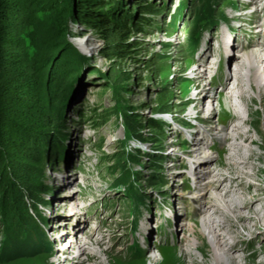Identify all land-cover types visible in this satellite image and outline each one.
Instances as JSON below:
<instances>
[{"label": "rangeland", "instance_id": "rangeland-1", "mask_svg": "<svg viewBox=\"0 0 264 264\" xmlns=\"http://www.w3.org/2000/svg\"><path fill=\"white\" fill-rule=\"evenodd\" d=\"M59 1L60 3L58 0H0L1 18L7 19L9 27H16L17 30L21 28L20 34L8 30V35L13 37L15 44L9 46L0 41V49H8L9 55L14 56H7L11 60L0 65V172L5 163L13 173H9L11 177L18 180L21 187L25 183L34 185L39 191L41 200L35 203V210L44 217L47 216V209L51 210L53 214L48 216L50 223H41V226L48 231L50 237L55 236L54 240L57 242L50 253L33 252L25 245L15 249L8 248L3 254L0 253V264H53V259H63L62 253L67 254L70 259L77 254V250L68 248V240L72 244L77 241V248L83 237L100 233L108 241L93 250L100 252L104 249L107 252L101 257L105 264H110L105 259L108 255L112 264H191L192 259L183 255L187 251L196 255V260L200 262L203 256L195 249L196 240L192 230L201 227L202 213L195 207L200 206L201 209L205 202L211 208L216 207L209 196L216 192L217 184L213 181H219L221 176L225 177L222 187L227 186L231 191L229 200L236 203L234 210L236 215H240V222L251 218L253 214H250V209L254 204L257 209L262 207L264 219V161L258 159L259 155L264 156V121L258 114L252 117L247 112L245 103L256 96V91L246 89L248 83L245 80L240 83L243 92H237L241 97L236 94L239 88L236 70L244 59L240 56L248 51L263 50L261 55L264 53V0H238L234 9L225 6L227 0H220L218 5L211 4L213 12L210 9V14L218 17L226 13V21L215 26L211 32L203 33V30L204 41L201 42L194 61L190 59L187 41L192 27L190 20L199 6L198 0H186L187 6L179 17L180 22L173 28L170 18L178 7L179 0H148L154 4L153 12L146 11V0H127L128 3L122 1L120 4L121 0H114L116 6L124 2V9L133 19V32L123 40L114 32L115 29L108 36H103L85 21H72L69 17L71 7L67 4L70 0ZM87 6L81 7L83 16L91 11ZM63 7L65 12L62 21H57L55 9ZM98 9L97 7L96 10ZM29 11L35 12V25L26 20L28 15L23 17ZM235 19L240 20L241 24L233 42L238 49L237 52L228 51L225 55L222 44L217 40L226 33L227 27H235ZM3 26L2 29H5ZM32 34L36 35L41 50L47 52L39 59H50L41 73L34 70V52L40 48L30 45ZM20 39L29 44L25 59L24 52L17 48ZM69 49L73 51L70 53L75 57L74 61L78 63L81 58L84 59L80 72L75 75L73 60L72 64H68L63 63L61 58L64 53L70 55L67 51ZM1 56L0 53V59ZM224 57L234 60L227 64ZM215 61H218L217 68L216 64H211ZM201 69H205L208 75H214L211 89L209 84L204 85L208 81V75L206 79L198 78ZM228 73L233 76L227 80ZM60 84L66 92L71 90L63 109L64 118L61 126L47 124L42 120L49 119L47 116L54 118L57 105L54 104L53 96ZM228 87L229 91L231 87V93L233 88L237 99L233 100L234 103L221 99L220 95L225 89L228 91ZM210 101L213 102L211 106ZM163 102L170 107L171 112H159ZM234 104L245 120L241 131H247V137H255L258 143L250 145L246 136L241 137L239 142L243 144V158L250 153L248 151L255 154L251 160L253 164H240L241 171L237 174L225 169L230 153L225 136L231 135L230 128L234 124H242V120L235 119H231V124H228L230 117L233 118L231 108ZM256 108L252 104L254 111ZM207 111L210 114L205 121L201 118ZM31 120L38 124L37 127H28ZM150 120H155L158 125L165 122L166 127L164 130L152 128ZM186 120H189L188 123ZM195 121L202 122L206 131L198 134L196 131L200 129L193 124ZM172 124L177 127L181 124L183 129L194 125V130H191L195 131L194 141L203 137L201 151L207 152L206 147L211 143L219 150L216 153L208 151L210 156L206 161L211 165H208L206 171L213 176L217 171L224 170L219 172V176H214L216 178L213 177V181L210 178H196L197 184H201L195 191V186L192 187L191 182L185 181L192 159L190 151L194 150L185 139L190 136V131L187 129L178 132L179 128L175 129ZM35 134L43 137L39 139V144L34 139ZM19 135L23 136L22 139ZM132 136L137 138V149L131 148L129 144L133 140ZM53 140L63 149L53 152L48 144ZM46 144L49 145V150ZM123 146L124 149L130 146V149L135 150L129 166L134 174L136 189L147 196V207L143 206L132 212L134 220L138 221L134 233L130 230L132 218L130 204L126 200L127 190L124 193L121 187L117 188L121 168L115 154ZM37 149L47 154L46 161H43V152L37 162L31 157ZM174 166L176 169L181 168L179 172L173 169ZM259 170L261 174L257 177L255 175ZM63 173L72 178L63 180ZM60 179L65 184L63 187L59 185ZM179 179L184 182H178ZM242 179L243 184H247L245 188L240 185ZM203 188H207L205 196L200 199L191 196L193 193L200 196ZM237 188L243 189L237 192ZM184 192L187 193L182 195ZM157 206H160L163 217L164 213L171 215L174 206L177 209L183 208L180 211L184 212L182 217L173 212L175 219L183 223L179 224L175 220L176 224L166 220L167 226L161 235L167 246L158 249L155 241L150 240L148 251L147 247L142 246L145 258H133L124 249L136 240L139 244L142 243L141 235L147 234L150 239L153 238L151 236L155 233L154 215ZM29 207L30 213H33L31 207L33 210L34 207ZM71 207L73 212L66 214ZM218 209L221 214L218 212L217 216L226 225L223 233H228L229 241H235L237 245L232 253L238 255L239 262H264V225H259L263 223L253 219L249 221L254 227L250 224L245 229L233 227L230 226L232 220L224 214L227 211L226 204L217 206ZM73 214L76 217H72ZM208 216L207 214L203 218ZM60 218L69 222L64 223ZM70 229L71 232H68ZM1 231L0 225V242ZM54 233L56 234L52 235ZM74 236L77 239L73 242L71 238ZM64 242L66 247L63 246ZM162 249H167L164 251L167 252L164 253L166 261L161 259ZM86 257V254L81 253L79 262Z\"/></svg>", "mask_w": 264, "mask_h": 264}, {"label": "trees", "instance_id": "trees-1", "mask_svg": "<svg viewBox=\"0 0 264 264\" xmlns=\"http://www.w3.org/2000/svg\"><path fill=\"white\" fill-rule=\"evenodd\" d=\"M124 1L125 3H128L127 0H121L120 2ZM127 1V2H126ZM229 1V0H227ZM60 3V1L58 0ZM122 3L121 5H117L114 3V0H70L68 2V7H71V10L69 11V17L72 21H82L87 22L90 25L94 26L99 33H101L103 36H108L112 30L115 29V33L119 34V37L121 40L127 38L128 34L133 32L131 29L134 26L133 19L130 17V13H127V11L124 9L125 3ZM146 2V11L153 12L154 11V4L150 3L148 0ZM178 7L175 8V11L173 12V16L170 18L171 20V26L172 28L176 26V23L179 21V17L181 16L183 10L187 6L186 0H179L178 1ZM199 6L194 10L193 16L190 20V23H192V27L190 28V35L187 41V49L189 50L190 59L192 61V56L194 52V48L197 45L199 36L201 32L210 25H213L217 22L223 15H219L218 17H215L214 15L210 14V9H212L210 6L211 4L218 5L220 3V0H198ZM90 4L91 6H87ZM77 5V6H76ZM87 6V9H90L87 14H84L83 16L81 7ZM96 6V7H95ZM97 7L99 8L98 10ZM56 19L57 21L61 19L64 16L65 9L64 7L56 8ZM213 12V9L211 10ZM27 15L29 17H27ZM27 17L26 20L31 21V24L35 25V12L29 11L28 13H24L23 17ZM7 19H2L0 15V41L4 43V45H13L15 44V41L12 36L8 35V30L16 31L18 34L21 32L20 30H17L16 27H9L7 24ZM203 22V23H202ZM2 25L5 29H2ZM57 27V26H56ZM19 28V27H18ZM135 31V30H134ZM141 32V30L139 31ZM37 37L35 34H32L30 45L32 47H39L38 51L34 52V65L35 69L38 73L43 70L44 66H47L49 64V58L47 60L45 59H39L40 56L44 57L46 55V51L41 50V46L37 44L36 41ZM18 42H20L17 45V48H19L21 51L24 52L23 58L25 59V51L28 48V43L26 40L20 39ZM64 48V47H63ZM67 49V48H65ZM68 53L73 52L71 49L67 50ZM121 51H124L123 49ZM127 51V50H126ZM0 53L2 54L0 59V65L3 63H7L9 59L7 56L14 57L13 55H9L10 51L8 49L2 48L0 49ZM18 56V55H17ZM29 56V54H28ZM33 56V55H32ZM30 58V57H29ZM63 63L72 64L71 61L73 60L75 64V70L73 71V75L78 74L80 72V69L82 67L83 58H81L80 61H74L75 57L73 55L69 54H63L61 56ZM52 62V61H51ZM33 63V61H32ZM32 63L30 64L32 66ZM75 78V77H74ZM2 84V83H0ZM56 93L53 96L54 104L57 105L55 108V114L54 118L49 117V119L42 120L43 122H46L47 124H53L61 126V121L64 118L63 115V109L66 105V102L69 97V91L66 92V90L62 89L61 84L56 87ZM41 101L42 100V97ZM47 98V102L48 97ZM40 101V100H38ZM166 102V101H165ZM163 102L160 107V113H167L171 112L170 107ZM3 118V117H2ZM34 119V118H33ZM28 127L35 128L38 124L36 122L33 123V120L28 122ZM149 125L153 128H157L158 130H164L166 127V123L162 122L160 125H158V122L155 120H150ZM93 126H96L93 125ZM1 129V127H0ZM10 130H13L10 128ZM39 134V132H37ZM22 135H19V138L22 139ZM43 138L42 136L34 135L36 143H38L39 139ZM137 139L136 137H133ZM50 140V139H49ZM22 141V140H21ZM52 143V144H51ZM51 145L53 152H59V150H62L63 148L60 147L58 143H56V140L50 141L48 143ZM49 145L46 144L47 150ZM120 151H117L115 154V159L120 163V170L119 175L117 178V182L119 185L118 187H121L123 189V192L127 190L126 200L128 201V204H130L131 211H136L140 209L142 206L146 204V194L136 189L134 185V174L131 173L132 169H130L129 163L132 159L133 149L130 150H123L124 146L120 148ZM123 151V152H122ZM43 152V150L40 152V150H35L31 157L34 158V160L37 162L40 160V154ZM64 153V151H63ZM43 154V155H42ZM41 155L43 156V161H46L47 157L45 152H43ZM153 158V157H152ZM8 166H5V163H3L1 167L0 172V225L2 226V235L3 239L1 241V249L0 253H4L9 248H17L18 246H26L30 248L33 252H51V245L46 239V235L44 233V230L41 226V223H43V217L41 213L38 210H35L36 204L40 202L41 198L38 195V192L34 185L29 184H23L24 186L21 187L18 180L15 178H12L9 173H12L10 170L7 169ZM11 167V166H10ZM13 175V173H12ZM133 178V179H131ZM42 189V188H41ZM123 194V193H122ZM24 197V199H23ZM39 201V202H37ZM31 202V203H29ZM43 204L45 201H42ZM36 203V204H35ZM32 205L34 207H31L33 213H30L29 206ZM136 220H134L133 228H135ZM17 243V245H16ZM164 247V246H163ZM142 259V258H140Z\"/></svg>", "mask_w": 264, "mask_h": 264}, {"label": "bare ground", "instance_id": "bare-ground-1", "mask_svg": "<svg viewBox=\"0 0 264 264\" xmlns=\"http://www.w3.org/2000/svg\"><path fill=\"white\" fill-rule=\"evenodd\" d=\"M230 43H231V41H230ZM236 47L237 46H234L231 49L229 48L228 51L234 52L237 50ZM228 51H225L226 54ZM262 51L261 52L248 51V52H245L242 55V57L240 56V58H244V59L242 60L243 63L238 67V70H236L237 75H239L237 78V82H238L237 87L239 86V88L237 89L236 94H237V92H239V93L241 91L243 92V89L240 88V85H241L240 83L243 80H245L248 83V84H246V85H248V87L246 89H248V90L252 89V90L256 91V96L245 103V105L247 106V112L252 117H254L258 114L260 116V118L262 117L261 119H263V121H264V53H263V55H261ZM235 55H237V54H235ZM233 60H234V58L229 57L227 59V64L229 62L231 63V61H233ZM227 69H229V66ZM227 69H226V72H227ZM201 71H200L201 73L198 76V78H200V80H201V78L203 79L208 75V73L205 69H201ZM259 71H261V72H259ZM231 75L233 76L232 73H228V77H226L227 80L231 78ZM249 81H250V84H249ZM211 82H212V80L208 81L210 89L212 88ZM204 83H205L204 85L207 84L206 82H204ZM234 93H235V91H234ZM239 93L237 94V96L241 97V95H239ZM209 95H210V93H209ZM220 96H221L222 100L223 99L228 100V101L233 102V103H234L233 100L236 99V97L233 94V88H232V93H231V87H230V91H229V87H228V91H227V89H225L224 92H222V94ZM212 104H213V102L210 101L209 105L211 106ZM252 104H255L257 107L255 111L252 109ZM236 107H237V105L234 104L231 108L233 110V113H232L233 118L230 117L228 124L231 122V119H235L237 121L242 120V124L241 125L234 124V127L230 128V130H232L231 135L228 137L225 136V139H224V140H226L227 148H228V151L230 152V153L228 152L229 153L228 154V160L226 162V165L225 164L224 165H225V169L229 170L232 174H237L241 171L240 166H239L240 164H243V165H247V164L252 165L253 164L251 160L253 159V155L255 153H253L252 151H248L250 153L245 158H243V151H242L243 144L241 142H239L241 137L246 136V140L249 139L250 145L251 144L252 145L258 144L255 137L248 138L246 135L247 131H245V132L241 131L242 127L244 126L245 120H243V118H242L243 116L240 115L241 112L236 110ZM211 111H213V108L211 109ZM250 125H252V123ZM196 132H198V131H196ZM202 139H203V137H199L195 142L196 145L193 146V148H192L194 150L190 151L189 156L193 159V161H198V159H199V161H202V160L204 161V160H207V158L210 156L208 151L207 152L201 151L202 150L201 147L204 145L202 142ZM261 145H263V144H261ZM139 146H140V144H139ZM199 151H201V152L197 153ZM237 157H240V158H237ZM258 159L264 161V156L259 155ZM211 162H213V159L211 160ZM208 165H209V167L211 165L208 163V161L202 163L201 165H198L199 171L196 172V178L197 179L198 178H200V179L204 178V180H207V179L209 180V178L212 179L214 176H219V172L221 170H224V169H221L220 171H217L215 175L212 176V175H210V173L208 171H206L207 170L206 168L208 167ZM173 169H175V171H178V172L180 170V169H176L175 167H173ZM259 174H261V170H259L255 176L258 177ZM62 176H63L62 177L63 180L65 178H69V179L72 178L71 175H68V174H66V175L63 174ZM214 178H216V177H214ZM224 178L225 177L221 176L219 178V181H217V180L213 181V179H212L213 183L217 184V188H216L215 193L212 192L210 194L209 199L212 200L214 206H216V207L211 208V206H208L206 202L203 205H201L202 206L201 209H200V206L195 207L196 210H201V212H199V213H202L201 217H200L201 218L200 222L202 225L200 228L198 227L192 231H194L193 236L195 237V240H196L195 249L201 254V256H203V260L200 262L197 261L195 258L196 255L191 253V251H187L183 255L192 259V261L190 262L191 264H242L239 262V259L237 257L238 255L236 253H232L237 248L235 241H229L230 240V236L228 237L229 234L223 233V231L226 229V227H225L226 225H225V223H222L223 220H221L217 216L218 212H220V214H221V211H219V209L217 210V206H219V205L221 206L223 204H226L227 211L224 214L226 215L227 218H229V220H232V225H230V226L241 227L242 229H245L248 227L247 225L250 224L251 223L250 221L253 219L258 220V221L263 223V224L260 223L259 225H264V219L262 217L263 209H261L262 207L260 209H257L255 204L252 205V208L250 209V211H251L250 214L251 213L253 214V215H251V218H247V219L244 218L245 221L240 222V220H241V218L239 217L240 215H236L235 214L236 210H234V207H236V205H235L236 203H234L233 200H229V198H230L229 193H231V191L227 188V186L222 187ZM61 179L59 180V185L61 184V186L63 187L65 184L62 183ZM179 181L184 182L181 179H179L178 182ZM220 181H222V182L220 183ZM197 182H198V180H196V186L194 188V191H195V189L200 187L201 183L197 184ZM240 185H242L243 188L247 187V184L246 185H245V183L243 184V179H242V182H240ZM207 188H209V183L207 184ZM207 188H203V191L200 193V196H198L199 194H197V193H195V194L193 193L191 196H193L194 198L200 199L203 197V195L205 196ZM243 188H237L236 191L239 192V190H241ZM186 193L187 192H184V193H182V195H184ZM191 196H188V197H191ZM252 198H253V195H252ZM255 198L256 197L254 196V200H255ZM194 203H196V201H194ZM182 205H183V203H182ZM173 209H174V212H176V215H178L180 217L183 216L184 212L183 213L180 212V211H183V208L177 209V207L174 206ZM73 210L74 209L71 207L69 209V211H66V214L72 213ZM207 214L209 215L208 218H206V219L203 218ZM61 219L64 223L69 222V220L60 218V220ZM175 220L179 224L183 223L181 221H178L177 219H175ZM177 222H176V224H177ZM250 226L254 227L255 225L252 223V224H250ZM70 228H73V227L70 225ZM255 229H257V227ZM71 230L72 229H70V231H68V232H71ZM68 232H65V233H68ZM55 234L56 233H54V235ZM104 237L105 236H102L101 233L98 235H93L92 237H83L82 240L79 241L80 244L77 248L75 246V243H77V241L74 244L70 243L68 248L72 247L73 249H76L77 254H75L73 257H71L69 259L67 254L65 255V253H62V255L64 256L63 259H56L55 258L52 260L51 263H53V264H74L75 262H77V264H105L101 260V257H102L103 253L105 255L107 252L104 249H102L100 252H98L97 250L96 251L93 250L95 247H102V244L108 241V239H106V237L105 238ZM75 238H76L75 236H74V238H71V239H73V242L77 239V238L76 239ZM66 240H67V237H65L64 241L66 242ZM68 242H69V240H68ZM66 246L67 245L64 244V247H66ZM184 246H185V244H184ZM181 249L183 250V248H181ZM165 250H167V249H162L160 251V256H161L162 261H166V257H165L166 254H164V253H167V252H164ZM183 252H184V250H183ZM81 253L86 254L87 257L83 260H80V262H79ZM105 259L107 260L108 263L112 264L111 263L112 259L110 258L109 255ZM138 263H141V262L139 261ZM259 263L264 264L263 260L260 261Z\"/></svg>", "mask_w": 264, "mask_h": 264}]
</instances>
